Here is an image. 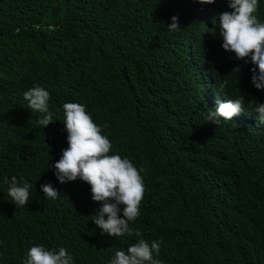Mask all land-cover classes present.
Wrapping results in <instances>:
<instances>
[{
	"label": "trees",
	"instance_id": "trees-1",
	"mask_svg": "<svg viewBox=\"0 0 264 264\" xmlns=\"http://www.w3.org/2000/svg\"><path fill=\"white\" fill-rule=\"evenodd\" d=\"M224 11L228 0H0V264H23L38 245L66 248L74 264H109L140 238L162 241L161 264H264V124L253 111L264 90L250 58L223 49L214 18ZM254 14L264 22V0ZM173 16L180 29L169 31ZM36 85L50 92L43 128L24 99ZM242 95L245 113L206 119ZM69 102L85 105L110 154L144 169L130 223L140 237L102 235L90 185L54 175ZM12 177L32 185L24 207L7 195ZM45 183L57 199L44 198Z\"/></svg>",
	"mask_w": 264,
	"mask_h": 264
},
{
	"label": "clouds",
	"instance_id": "clouds-1",
	"mask_svg": "<svg viewBox=\"0 0 264 264\" xmlns=\"http://www.w3.org/2000/svg\"><path fill=\"white\" fill-rule=\"evenodd\" d=\"M201 5L212 4L215 0H194ZM259 0H228L232 11H224L216 20V28L223 38L224 50L235 54L236 59L255 65L251 68V81L256 89L264 90V22H260L256 13ZM169 31L180 29L178 17L171 18ZM240 73L237 65L232 72ZM228 85L225 80L218 90L223 93ZM27 108L43 114L37 123L43 127L53 122V113L49 110L50 92L36 85L24 93ZM244 96L218 102L215 109H209L206 119L218 126L221 120L231 121L235 115L245 113ZM259 124H264V103L253 108ZM63 123L67 132L68 147L62 151L60 159L52 166L54 175L61 183L75 181L78 178L91 187L92 200L101 202L92 221L101 230V234L111 237H140L141 233L130 227L140 214L139 207L144 196L145 186L140 172L128 158L119 154H110L112 143L102 129L92 119L83 104L69 102L63 104ZM104 127H107L105 125ZM8 184L7 195L18 207L29 202L32 185L22 183L12 177ZM45 199H57L59 193L51 183L41 185ZM122 210V217L120 216ZM105 216L107 219H105ZM162 241L138 239L126 250H117L109 264H161L158 259ZM23 264H74L72 255L64 247L48 250L43 245L32 246L24 258Z\"/></svg>",
	"mask_w": 264,
	"mask_h": 264
}]
</instances>
